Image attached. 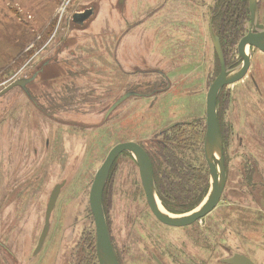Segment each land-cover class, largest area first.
<instances>
[{
	"label": "rangeland",
	"instance_id": "rangeland-1",
	"mask_svg": "<svg viewBox=\"0 0 264 264\" xmlns=\"http://www.w3.org/2000/svg\"><path fill=\"white\" fill-rule=\"evenodd\" d=\"M243 3L0 0V91L39 73L29 86L39 108L21 89L0 100V264H99L90 191L120 143L144 147L160 177L171 172L163 149H172L200 185L208 170L206 99L220 73L209 27L213 19L228 64L240 66L238 45L251 25L241 21L238 41L231 43L226 10ZM91 9L85 25L75 24V13ZM258 14L263 24L264 0H258ZM248 50L247 77L225 87L218 101L227 186L210 215L183 229L161 224L148 207L136 160L124 154L113 166L103 206L120 264H156L153 256L164 264H223L234 254L264 264V138L246 139L247 130L261 129L249 126L264 121V54ZM155 83L168 92L131 97L106 118L126 93L149 95ZM178 123L196 127L164 132ZM63 183L49 235L34 257L50 195Z\"/></svg>",
	"mask_w": 264,
	"mask_h": 264
},
{
	"label": "water",
	"instance_id": "water-1",
	"mask_svg": "<svg viewBox=\"0 0 264 264\" xmlns=\"http://www.w3.org/2000/svg\"><path fill=\"white\" fill-rule=\"evenodd\" d=\"M251 28L239 42L238 53L242 64L234 69L227 66L224 51L219 37L216 35L210 24V36L218 58L220 73L211 85L206 99V135L204 141V155L211 178L210 191L204 203L190 213L183 215H174L165 210L158 198L155 172L151 158L144 147L135 142L120 143L111 149L106 160L96 173L93 185L90 191L89 206L96 226V251L99 264H119L116 252L113 247L110 230L103 206V197L108 178L113 166L121 155L128 154L132 156L138 165L141 185L145 193L146 201L152 215L163 225L171 228H185L196 224L198 221L210 215L220 204L223 197L227 173L225 167L224 146L221 138L220 123L218 117V100L222 90L234 83L242 80L251 67L252 56L248 49H257L264 54V24L260 23L258 14L257 0H248ZM94 15V10H89L84 14H77L74 22L78 25L83 24ZM81 19L80 21L76 19ZM39 73H35L29 79H21L7 85L0 91V100L14 91L21 89L27 98L36 106L29 86L37 79ZM131 97H149V95H140L138 93H126L118 99L107 111L106 118L110 117L123 103ZM189 125V123L173 124L164 132L175 127ZM65 183L55 186L53 189L45 212L44 227L38 242V246L33 256L36 257L43 249L51 228V218L55 211L57 201L60 197ZM261 207L264 210V191L262 192ZM157 264H162L156 260ZM223 264H255L249 257L243 254H234L231 257L222 260Z\"/></svg>",
	"mask_w": 264,
	"mask_h": 264
},
{
	"label": "trees",
	"instance_id": "trees-1",
	"mask_svg": "<svg viewBox=\"0 0 264 264\" xmlns=\"http://www.w3.org/2000/svg\"><path fill=\"white\" fill-rule=\"evenodd\" d=\"M220 1L221 0H219V2ZM227 12L232 17L230 18L232 22L230 39L231 43L235 44L238 41L240 33L239 23L243 20H248L250 22L248 0H245V3H243L239 9L232 8L231 6H229L228 10H226V13ZM216 17L217 15L214 16V18ZM216 32V35L221 41L224 55L226 57L225 49L223 46V38L219 30H217ZM195 127L196 123H193L190 126H186V128ZM178 128L179 127H177L176 129ZM169 142L176 143L177 140ZM178 145H181V143L179 142ZM186 147L188 148V145H186ZM163 150L164 158L167 161L166 165L168 166V168H170L171 172H166L165 175L163 174L164 177H160L159 168H155L154 172L156 178L158 198L161 201L165 210H167L171 214L182 215L190 213L202 203V201L206 198L208 194L210 188L209 170L203 169V174L201 175V178L197 179L200 185H196V178L193 177V175H195V171L193 170V168L184 167L181 163L179 164L175 154L171 152L172 149L167 150L166 148H164ZM178 174L179 177H175Z\"/></svg>",
	"mask_w": 264,
	"mask_h": 264
},
{
	"label": "flooded vegetation",
	"instance_id": "flooded-vegetation-1",
	"mask_svg": "<svg viewBox=\"0 0 264 264\" xmlns=\"http://www.w3.org/2000/svg\"><path fill=\"white\" fill-rule=\"evenodd\" d=\"M258 2V1H257ZM89 11V10H88ZM155 11H156V9L154 10V13H153V15H152V17L150 18V21H151V23H150V25L152 24H154L155 25V19H156V13H155ZM85 12H87V11H84V12H79V13H75L74 14V16H73V21H74V17L77 15V14H84ZM92 17V16H91ZM90 17V18H91ZM89 18V19H90ZM88 19V20H89ZM76 20H78V21H80L81 19L79 18V19H76ZM87 20V21H88ZM86 21V22H87ZM85 22V23H86ZM85 23L83 24V25H85ZM75 24H77L76 22H75ZM264 24V23H263ZM250 25H251V21H250ZM119 46V45H118ZM117 46V47H118ZM156 48V44H154V49ZM119 52V48H118V50H117V53ZM156 53V51H154V53H153V55ZM152 55V56H153ZM154 57V56H153ZM152 57V58H153ZM155 58V57H154ZM120 59V58H119ZM118 59V60H119ZM252 62V61H251ZM47 65H49V63H47ZM227 66L230 68V69H234V68H236V67H238V65H236V66H234V65H229L228 64V62H227ZM40 73H42V71L40 72ZM116 74L118 75V72H116ZM155 74H158L157 72L155 73ZM160 76H162L163 77V79L165 80V81H167V78L164 76V75H162V74H160ZM245 77H247V75L245 76ZM35 82V81H34ZM33 82V83H34ZM32 83V84H33ZM31 84V85H32ZM168 84V83H167ZM167 85H160V84H157V83H155V85H152L151 87H150V89H149V97H142V98H140V99H144V98H148V99H156L157 98V96H159V95H162V94H166L167 92H168V90H169V87L167 88L166 87ZM130 93V92H129ZM33 95V94H32ZM141 95V94H140ZM221 95V94H220ZM137 98V97H136ZM35 100V99H34ZM36 101V100H35ZM219 101V100H218ZM39 108V107H38ZM218 117H219V115H218ZM220 123V122H219ZM192 124V123H191ZM190 123H189V125H183V126H190L191 125ZM256 126H260V130L258 131V132H256V130L255 131H253V130H247V134L249 135V138L248 137H246V139H247V141H251V142H253V143H257L254 139H256V138H260V134H262V138H264V121H259V122H256V123H252V125L251 126H249V127H256ZM175 128H177V127H175ZM220 132H221V128H220ZM225 135H226V132H224V133H222L221 132V138H222V142H223V146L225 147V145H224V141H223V136L225 137ZM224 140H225V138H224ZM262 147H264V140H263V144H262ZM224 156H225V152H224ZM226 186H227V182H226ZM252 186H255V187H260L259 185H253L252 184ZM262 187L264 188V184H262ZM225 189H226V187H225ZM264 190V189H263ZM225 192V191H224ZM224 195V194H223ZM222 200V199H221ZM183 215V214H182ZM203 220V219H202ZM201 221V220H200ZM199 222V221H198ZM185 228H188V227H185ZM175 229H183V228H175ZM244 255V254H243ZM231 257V256H230ZM248 257V256H247ZM153 259H154V261L156 262V260H158L159 262H161L162 264H164L162 261H161V259L159 258V257H157V256H153ZM120 264V263H119ZM156 264H157V262H156Z\"/></svg>",
	"mask_w": 264,
	"mask_h": 264
},
{
	"label": "crops",
	"instance_id": "crops-1",
	"mask_svg": "<svg viewBox=\"0 0 264 264\" xmlns=\"http://www.w3.org/2000/svg\"><path fill=\"white\" fill-rule=\"evenodd\" d=\"M161 10V9H160ZM157 12H158V10H157ZM157 12H156V16H157ZM209 33H210V27H209ZM211 37V36H210Z\"/></svg>",
	"mask_w": 264,
	"mask_h": 264
},
{
	"label": "bare ground",
	"instance_id": "bare-ground-1",
	"mask_svg": "<svg viewBox=\"0 0 264 264\" xmlns=\"http://www.w3.org/2000/svg\"><path fill=\"white\" fill-rule=\"evenodd\" d=\"M258 1V0H257ZM261 23V22H260ZM249 51V50H248Z\"/></svg>",
	"mask_w": 264,
	"mask_h": 264
}]
</instances>
